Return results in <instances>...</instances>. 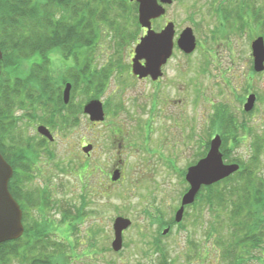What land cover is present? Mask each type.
I'll list each match as a JSON object with an SVG mask.
<instances>
[{"label":"rangeland","instance_id":"374dc122","mask_svg":"<svg viewBox=\"0 0 264 264\" xmlns=\"http://www.w3.org/2000/svg\"><path fill=\"white\" fill-rule=\"evenodd\" d=\"M250 6L264 12V0H175L167 6L165 16L153 21V27L172 21L176 39L191 27L197 46L186 54L175 45L157 86L140 83L129 75L131 61L126 52L135 48L144 31L126 14V31L135 41L124 46L122 68L115 67L112 75L108 74L107 87L99 94H87L80 85L70 90L69 107L60 108L64 112L56 116L55 127L43 120L30 122L28 117L21 123L27 141L44 138L37 131L39 125L48 126L54 139L39 149L28 180L17 181L24 178L23 174L16 180L14 186L19 191L14 190L15 195L25 198L37 188L42 193L48 191L46 199L51 206L44 211L39 204L25 205L31 215H26L27 224L32 227L37 219L43 221L41 214H46L51 222L43 229L51 233V240L69 244L70 264H159L156 238L170 264H222L220 248L208 235L213 223L208 209L198 222L192 217L195 209L189 207L188 217L180 223L164 225L173 221L188 189L185 174L189 164L204 157L206 143L209 149L212 138L220 134L212 128V115L219 106L227 105L239 121H246L252 140L255 134L264 135V71H254L252 54V42L264 36V29L257 26L255 18L252 20ZM103 39L95 65L108 67L120 50L114 48L106 33ZM50 56L58 75L73 65L74 60L64 62L57 52ZM67 83L73 86L72 80L64 79L62 98ZM250 93H255L257 100L254 110L245 113ZM96 98L104 102L105 110V119L98 123L84 112L86 103ZM27 112L30 110L20 108L16 115ZM222 140L227 154L248 157L250 136L243 144ZM89 144L92 150L86 153L83 148ZM261 163L264 166V154ZM117 169L120 176L113 180ZM61 205L70 212L71 230L69 222H64ZM118 216L129 218L132 224L124 232V248L114 252L113 223ZM189 241L200 245V256L192 257L195 251ZM9 264L26 263L14 256Z\"/></svg>","mask_w":264,"mask_h":264},{"label":"trees","instance_id":"16d2710c","mask_svg":"<svg viewBox=\"0 0 264 264\" xmlns=\"http://www.w3.org/2000/svg\"><path fill=\"white\" fill-rule=\"evenodd\" d=\"M126 14L135 18L140 27L135 0H0V48L3 52L0 150L13 167L17 162L22 169L20 174L24 178L17 180L19 183L28 180L30 167L37 162L39 149L47 142L45 138L39 142L27 141L21 123L28 117L30 122L43 120L53 127L57 125L56 116L69 107L61 96L64 79L72 80L73 88L80 85L87 94L91 91L99 94L107 87L108 74L111 76L115 67L122 68L124 46L135 41L131 32L126 31L127 22H123ZM255 21L264 29V12L256 10ZM105 33L114 41V48L120 50L119 56L108 67L96 66L97 51L104 47ZM55 52L64 62L74 60L73 65L60 75L52 66L50 55ZM73 72L77 73L75 79L72 78ZM61 107L64 110H59ZM20 108L30 112L18 116L16 111ZM212 116V128L222 135L224 141L243 144L249 136L252 140L246 121H239L227 105L219 106ZM249 145L248 157L229 155L226 145H222L225 161L238 163L240 169L228 178L204 187L193 204L194 222L202 219L205 208L211 214L213 223L208 235L213 238L214 246L220 248L222 264H264V166L261 163L264 135L255 134ZM13 179L14 176L10 179L9 189L24 209L25 232L19 239L0 244V264H9L14 256L26 264H70L71 256L66 251L69 244L51 240V233L43 229L44 224L51 222L46 214H41L43 221L37 219L32 227L27 224L26 215L29 218L31 215L25 205L39 204L44 211L51 206L50 200L46 199L47 191L42 193L37 188L27 197H19L15 195V189L19 191V188L13 185ZM61 207L64 219L66 217L64 222H69L71 230L70 212L64 205ZM188 215L187 212L186 217ZM172 223L175 224L174 218ZM224 230L229 238L222 233ZM189 244L195 251L192 257L200 256V245L195 241H189ZM155 248L159 264H170L163 247L156 244ZM24 251L30 254H24ZM207 256L212 257L210 251Z\"/></svg>","mask_w":264,"mask_h":264},{"label":"water","instance_id":"95a60500","mask_svg":"<svg viewBox=\"0 0 264 264\" xmlns=\"http://www.w3.org/2000/svg\"><path fill=\"white\" fill-rule=\"evenodd\" d=\"M133 1V0H131ZM138 6V19L143 28H147V34L144 35L140 43L135 47V56L133 58V72L140 78L151 76L157 80L162 76L163 65H165L173 55L175 42L180 50L190 54L196 46V38L191 27L185 28L175 41V24L171 21L161 31L152 28V21L166 14V5H171L174 0H136ZM252 54L254 58V70L256 72L264 71V37L259 36L252 42ZM3 52L0 48V76L1 61ZM145 60V63L141 61ZM71 84L68 83L64 90V101L70 100ZM257 100L255 93H250L244 104V110L251 112ZM84 112L89 115L91 121H103L105 111L103 102L100 99L88 101L84 107ZM37 131L50 140L54 137L50 130L40 125ZM223 140L220 134L215 135L211 140L209 152L206 157L188 168L186 181L189 189L183 195L181 207L177 210L175 221L180 223L183 220L186 206L195 202L196 196L202 186H211L216 184L240 169L238 163H226L224 161L221 146ZM84 151L89 153L92 145L84 146ZM13 167L7 162L0 151V244L20 238L24 233L23 211L9 189V182L13 176ZM120 176V170L113 174V180ZM132 221L129 218L118 216L113 223L114 239L111 243L112 249L119 252L124 245V231L129 228ZM168 232V229L165 233Z\"/></svg>","mask_w":264,"mask_h":264},{"label":"flooded vegetation","instance_id":"af4514ba","mask_svg":"<svg viewBox=\"0 0 264 264\" xmlns=\"http://www.w3.org/2000/svg\"><path fill=\"white\" fill-rule=\"evenodd\" d=\"M250 10H253V13L252 14H254V16H253V18H252V20H254V18H255V10L254 9H251V6H250ZM252 14L250 13L249 14V19L251 20V17H252ZM240 15V14H239ZM240 17L238 16V18H237V20H239L240 21V19H239ZM170 21H166V23L164 24V25H162V26H160V27H158L157 29H155L154 27H153V29H155L156 31H161V30H163L164 28H165V26L169 23ZM250 26H251V23L249 24ZM142 28V30L144 31L143 32V34L141 35V36H139L138 38H137V42L139 43L140 42V38L142 37V36H144V35H146V33H147V28H143V27H141ZM177 39L175 38V41H176ZM137 43V44H138ZM125 52V51H124ZM126 54H127V56H128V58H129V62L131 61V63H130V67H129V69H130V72H129V75L130 76H132L134 79H136V80H138L140 83H146V84H151V85H155V86H157V85H159V84H161V81H162V79H163V77H164V75H165V71H164V66L168 63V61L172 58H170V59H168V61H167V63L165 64V65H163V68H162V71H163V74H162V76H160L157 80H153L152 79V77L151 76H147V77H144V78H140L138 75H136L134 72H133V65H132V60H133V58H134V56H135V50H134V48H130L127 52H126ZM69 61H73V60H69ZM142 63H145V60H142L141 61ZM128 74V73H127ZM126 81V80H125ZM124 81V82H125ZM73 88V87H72ZM72 90V89H71ZM60 110V109H59ZM98 123V122H97ZM46 126V125H45ZM47 128H48V126H46ZM49 129V128H48ZM50 130V129H49ZM44 137V136H43ZM47 141H53V140H50V139H48L47 137H44ZM207 145H206V153L208 152L207 150H208V143H206ZM200 158V157H199ZM15 161H16V159H15ZM198 161H196V162H194V163H190L189 165L190 166H192V165H194V164H196ZM120 163H123L122 161H120ZM20 173H22V169L20 168V167H18V165H17V162H15V166H14V174H13V176H14V179H13V185H14V183H16V180L19 178V176L21 175ZM25 174H27V173H25ZM16 190V189H15ZM48 192V191H47ZM16 198V197H15ZM17 199V198H16ZM18 201H19V199H17ZM20 203V202H19ZM20 205H21V203H20ZM22 206V205H21ZM189 207H193V205L192 206H187L186 207V211H185V215H184V217L187 215V212H189L188 210H189ZM180 208V207H179ZM23 209V208H22ZM24 210V209H23ZM178 210V209H177ZM23 219H24V217H23ZM165 224L166 225H164L165 227H169V226H171V225H173V223H172V221L170 222V221H168V222H165ZM178 225H180V227L181 228H183V225H181V224H178ZM157 242H159V239L158 238H156V240L154 241V243L155 244H157Z\"/></svg>","mask_w":264,"mask_h":264}]
</instances>
